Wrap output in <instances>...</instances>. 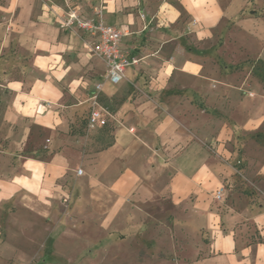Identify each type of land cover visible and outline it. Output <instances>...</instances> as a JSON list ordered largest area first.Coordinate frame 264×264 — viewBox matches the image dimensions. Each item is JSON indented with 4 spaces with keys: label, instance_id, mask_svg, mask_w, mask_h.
<instances>
[{
    "label": "crops",
    "instance_id": "crops-1",
    "mask_svg": "<svg viewBox=\"0 0 264 264\" xmlns=\"http://www.w3.org/2000/svg\"><path fill=\"white\" fill-rule=\"evenodd\" d=\"M251 2L0 0V264H264V121L231 141L262 96L240 71L208 93L205 71L223 23L264 46ZM98 7L139 58L117 84L60 24Z\"/></svg>",
    "mask_w": 264,
    "mask_h": 264
},
{
    "label": "rangeland",
    "instance_id": "rangeland-1",
    "mask_svg": "<svg viewBox=\"0 0 264 264\" xmlns=\"http://www.w3.org/2000/svg\"><path fill=\"white\" fill-rule=\"evenodd\" d=\"M249 4L250 5L244 9L243 16L251 18L255 17L258 19L260 21L258 24V30L260 35L264 37V0H252ZM231 28L230 23H223V26L215 29L218 36L222 37V40H224V38L226 39L227 52L224 58L226 59L227 64H224L223 68H221V62L218 61L220 67H215L210 64L205 71L209 77L211 76L212 78H215L216 81H214V84L217 86V88H214L208 93L219 92L222 89L220 82L225 81L227 76H232L234 72L240 71L243 76L250 72L249 74L251 75V80L254 84L250 90L253 92L255 91L257 95L262 96V99L260 100L261 106L259 105L260 107H256L253 110L249 109V111L251 110L249 113L246 111L240 114L239 120L243 121V124L240 123L241 127H238V131L235 129L237 126L232 125L233 134L231 141L233 144L238 145L239 142L237 139H241V133H243L244 129H254L256 125L264 121V46H262V38L259 39L261 41L258 42L254 34L238 36L233 30H231ZM219 40L221 39L218 38V44H220ZM207 44V47H209L211 43L209 42ZM219 54V49L209 48V50L206 51L207 57L205 61H209L207 58L210 59L212 55L215 58H219ZM231 64H234V66ZM237 76H240V74H237ZM261 132H263L262 134L264 135V130ZM248 137L250 138V136ZM261 146H264V143Z\"/></svg>",
    "mask_w": 264,
    "mask_h": 264
},
{
    "label": "built area",
    "instance_id": "built-area-1",
    "mask_svg": "<svg viewBox=\"0 0 264 264\" xmlns=\"http://www.w3.org/2000/svg\"><path fill=\"white\" fill-rule=\"evenodd\" d=\"M60 24L63 28L77 27L91 37L97 38V42L92 47L90 46V50L98 54L107 66L105 81L115 84L122 82L126 77L128 67L139 62V58L130 57L121 49V42L126 31L118 26L106 24L101 7L96 8L95 14L87 18L82 17L76 10H70ZM103 87L104 82L97 83L94 91L89 95L91 112L88 125L91 129L107 123V111L101 107L99 102V94ZM82 172L83 169H79V174ZM222 191L223 189L217 191V198L222 197Z\"/></svg>",
    "mask_w": 264,
    "mask_h": 264
}]
</instances>
